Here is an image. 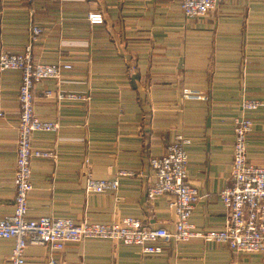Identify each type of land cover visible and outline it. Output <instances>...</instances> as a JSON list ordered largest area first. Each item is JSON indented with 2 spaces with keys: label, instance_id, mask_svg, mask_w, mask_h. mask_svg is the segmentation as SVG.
Listing matches in <instances>:
<instances>
[{
  "label": "crops",
  "instance_id": "crops-1",
  "mask_svg": "<svg viewBox=\"0 0 264 264\" xmlns=\"http://www.w3.org/2000/svg\"><path fill=\"white\" fill-rule=\"evenodd\" d=\"M93 11L102 13L101 22L88 20ZM30 20L42 29L33 58L71 67L34 86L35 112L59 127L31 134L34 146L53 149L55 157L31 160L27 218L111 223L131 216L173 231L170 196L148 200L145 191L155 181L149 155L164 152L181 132L190 139L187 180L199 194L189 221L195 230L222 228L219 192L231 172L234 115L252 119L247 160L264 166V0L221 1L192 17L179 0H0V50L23 51ZM19 80L17 69L0 71V219L13 212ZM185 87L208 99L183 97ZM59 90L80 96L58 100ZM243 97L260 104L242 110ZM119 169L135 173L118 175ZM88 174L118 177V189L87 193ZM13 244L0 238V264H9ZM49 252L28 245L24 264H43ZM54 255L59 264H264V254L199 239L143 254L136 245L89 238Z\"/></svg>",
  "mask_w": 264,
  "mask_h": 264
},
{
  "label": "built area",
  "instance_id": "built-area-1",
  "mask_svg": "<svg viewBox=\"0 0 264 264\" xmlns=\"http://www.w3.org/2000/svg\"><path fill=\"white\" fill-rule=\"evenodd\" d=\"M229 0H179L185 16H198L213 9L219 2ZM247 1V0H230ZM91 22L103 20L100 12H90ZM30 41L23 51L0 50V71L17 69L20 72L17 99L19 105L15 143V165L13 184L15 195L13 212L0 219V238H12L14 244L9 255V264H24V251L28 245H40L49 249L43 264H59L54 252L64 248L66 243L83 242L89 238L111 239L127 245H136L143 254H160L170 241L186 242L199 239L216 242L230 250L242 253L264 254V166L255 165L247 160V137L252 130L253 121L244 113L233 116V153L229 181L219 197L226 215L222 228L195 230L189 221L192 209L199 198L197 189L187 180V152L185 145L189 137L181 132L166 142L161 154H150L148 162L153 169L155 181L146 188L145 196L152 200L168 194V206L175 211L174 230L163 226H146L140 219L126 216L111 223L91 222L87 219L75 221L69 217L42 216L27 218V199L32 190L31 160L35 157H55L51 148L34 146L31 134L35 130H57L55 119L40 117L34 109V86L44 78H59L63 69L71 67L68 61L43 62L33 58L32 42L41 32V27L30 20ZM45 96H52L50 89L44 90ZM185 98H205L208 95L190 88H183ZM73 92L57 91L55 97L75 99ZM257 99L243 97L242 110L255 109ZM1 114V111H0ZM131 169H119L118 175L134 174ZM118 177L101 179L90 174L86 176L87 193L115 192ZM115 200L118 198L115 196Z\"/></svg>",
  "mask_w": 264,
  "mask_h": 264
},
{
  "label": "rangeland",
  "instance_id": "rangeland-1",
  "mask_svg": "<svg viewBox=\"0 0 264 264\" xmlns=\"http://www.w3.org/2000/svg\"><path fill=\"white\" fill-rule=\"evenodd\" d=\"M101 13V12H100ZM102 14V13H101ZM103 17V16H102ZM89 20V19H88ZM205 94V93H204ZM183 96V95H182ZM205 99V98H204ZM59 127V126H58ZM58 129V128H57ZM85 160H87V159H85ZM220 244V243H219Z\"/></svg>",
  "mask_w": 264,
  "mask_h": 264
}]
</instances>
